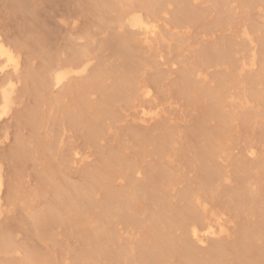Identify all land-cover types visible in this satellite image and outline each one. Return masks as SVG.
Returning <instances> with one entry per match:
<instances>
[{
    "label": "rangeland",
    "instance_id": "374dc122",
    "mask_svg": "<svg viewBox=\"0 0 264 264\" xmlns=\"http://www.w3.org/2000/svg\"><path fill=\"white\" fill-rule=\"evenodd\" d=\"M25 1L0 0V39L13 47L20 64L18 75L13 78L9 114L0 119L3 177L0 244L5 241L14 246H10L11 250L8 248L9 253L0 250V264L9 259L22 264L26 256L31 255L35 264L41 260H49V264H138L135 246L139 242L152 238L157 232L177 242L182 235L179 226L193 224L190 214L183 216L185 205L180 199L181 193L191 192V189L196 190V199L191 202L194 211L204 215L207 222H215L217 231L203 245L193 242L197 252L206 258L203 254L217 244L225 261L229 259L226 264H264V123L258 115L247 125L237 117L245 109L264 116L263 103L257 104L250 95L254 91L264 94V82L247 86L244 81L246 76H257L263 67V35L260 33L264 29V3L256 0L245 7L241 0H219L218 6L211 0L192 1L195 14L182 16L181 22L176 20L177 24L174 16L180 17L177 9L181 2L163 0V12L156 11V16L149 14L150 11L143 12L151 19L155 17L153 20L159 31L156 38L146 43L137 36L118 50L114 49V39L131 31L118 27L117 17L124 14V10L138 11V0H109L115 7L108 10L96 6L94 0ZM207 46L220 51L228 47V56L236 61L237 69L241 63L252 59V54L255 65L241 73L239 70L237 73L236 68L228 71L226 60L202 65L200 53ZM248 49L252 52L251 57ZM75 51H82L86 69L70 74L60 89H50L53 91L44 96L40 85L42 70L50 71L59 66L67 70L74 68V62H82L81 59L73 61ZM129 64L135 67L134 72L125 74ZM185 70L191 73L188 75L192 87H186L181 95L180 78ZM98 72L101 73V85L96 89L85 88L83 85ZM118 72L123 82L133 80L138 87L149 88L150 97L138 98L136 105L134 101L130 105L122 99L123 91L121 94L116 90L117 97L115 95L108 106L98 111L103 118H99L101 122L96 127L100 131L96 132L95 128V137L92 136L95 142L89 133L90 138L87 137L84 125L74 129L70 123L63 122L61 111L54 110L58 102L78 115L72 103L75 96L83 92L88 102L96 106L104 97L100 88L103 87V92L112 89ZM218 75L225 76L223 97L229 99L224 98L220 112H225L229 118L230 131L223 134L217 131L207 138L198 129L204 126L206 130H214L219 122L217 117L207 113L212 102L205 98V91L216 90ZM51 105L52 108L55 106L54 112ZM141 109L155 112L156 116L143 123L140 121ZM164 128L170 132L173 142L169 154L160 155L155 151L156 147L153 149V144L162 130L165 133ZM200 143H206L208 156L204 161H199L194 152ZM209 151H212L211 160ZM213 151H217L216 154ZM44 154L50 161H44ZM236 162H240V168H235ZM131 164L136 166L137 173L125 169ZM213 164L219 167L221 176L201 189L199 171ZM93 171L108 172L115 191H127L131 181L145 186V200L140 198L133 202L134 210L130 211L131 219L136 223L129 225L111 219L107 225L100 220L99 209L90 208L83 214L63 209L66 210L60 215L63 223L57 219L44 228L36 214L63 200L69 201L74 186L81 187L87 181L88 186L94 184L89 175L94 174ZM107 183L102 179L90 189L93 200L101 199V190ZM237 187L239 191L246 190L245 205L239 193L232 195ZM10 188L16 197L11 202ZM42 227L46 229L44 233L40 232ZM200 227L198 225V229ZM98 229L102 232L96 238ZM220 229H223L222 233ZM109 238L112 239L109 241ZM122 247L126 248L127 254L124 252L119 256ZM102 250L107 251L105 256L99 253ZM187 260L188 257L170 254L163 264ZM197 260L196 257V264Z\"/></svg>",
    "mask_w": 264,
    "mask_h": 264
},
{
    "label": "bare ground",
    "instance_id": "6f19581e",
    "mask_svg": "<svg viewBox=\"0 0 264 264\" xmlns=\"http://www.w3.org/2000/svg\"><path fill=\"white\" fill-rule=\"evenodd\" d=\"M175 1L176 2L180 1L181 2V6L179 7V9H177L178 13H179L178 15L180 17L178 18V16H174V19H175V21L177 20V21L181 22L180 19H182V16L185 17V16H188V14L189 15L195 14L194 10L191 8V6H192L191 3H192V1L193 2H197L199 0H175ZM241 1H242L241 2L242 5H244L246 7V6H250L256 0H241ZM260 1H262L264 3V0H260ZM25 2L27 3V0ZM93 2L95 3L96 6L102 8L103 10H108V9H111V8L115 7V5L109 0H94ZM137 2L140 3V7H139L138 11L135 10V11L126 12L125 10L124 11L122 10L125 13L120 15L119 17H117V22L119 24L118 27H120V28L123 27L124 29L128 28L127 31H131V32L123 34V36L114 39L115 43L112 40L113 43L116 44V45H114L116 48H114V46H113L114 49H118V50L119 49H123L130 41H133L137 36H139V38H141L144 42L150 43L153 39L156 38V36L159 33V31H157L158 27L156 26V21L153 20L155 17L153 19H151L146 14L143 15V12L145 11L144 13H146L147 11L148 12L150 11L149 14H154V15H155L156 11L157 12L159 11L158 13H161L160 11L163 12V10L161 8L163 0H138ZM210 2L214 3L213 5L218 6L217 2L219 3V0H211ZM28 3H30V2H28ZM179 22H177V24ZM262 30L263 31L260 34H262L263 36H262V40L261 39L260 40H261V45H262L261 53L263 55V57H262L263 58V60H262L263 61V67H261L262 69H261L260 73L257 76H248V77L246 76V78H244V81L248 83L247 86H249V85L253 86L254 83L256 85V82H260V83L264 82V29H262ZM259 31H260V29H259ZM109 44H111V43H109ZM11 48H13V47H11L10 44L8 45V43H6V42L4 43L3 40L0 39V80H1L0 81V119L2 117L7 116L9 114L10 105H11V99H12V93H13V89H14V81L13 80L16 78V77L14 78V76L18 75V71L20 69L19 60L14 55L15 53H13L14 49L12 50ZM228 50H229L228 47L225 48V50L223 49V51H220V49L218 50L215 47H208L207 46V47L203 48L201 53H200V56H201L202 62H203V63L201 62L202 65L211 63L212 61H214L215 63H220L222 60H224V61L226 60V63L228 65L227 66L228 71L233 69V68L238 67V66L235 67L234 63H236V61L232 60L231 58H229ZM247 52H249V49H248ZM250 53H252V52H249V55H250ZM74 55H75V59H73V61L78 60V59L82 60V57H84L82 51L81 52L75 51ZM249 57H251V55ZM251 58L252 59L247 61V63H244V62L241 63L240 62L241 63L240 65H239V63H237V65H239V69L236 68L237 69L236 70L237 73H238V70L240 71L239 73L243 72L244 69L247 68V67L248 68L249 67L253 68V66L255 65V62H254L255 61L254 60L255 56H253V54H252ZM84 59H85V57H84ZM84 59L82 60V62L76 61V62H78L77 65H76V62H74L75 63L74 64L75 65L74 68L75 69L71 66L72 68L70 70H67V69H65L66 67L64 69H62V68H60L61 66H59V68H57V69H53L52 68V70H50V71L47 69L48 73H47L46 69L42 70V77L40 78L42 84H40V85L42 86L41 87L42 88L41 91L43 92V95L45 96L49 92L53 91V90H50V89H55V90L56 89H60L64 85L65 81L68 79L70 74L73 75L74 73L75 74L80 73V72L82 73L86 69L85 66H84L85 62H83ZM145 61H147V60H145ZM145 61L143 63H145ZM80 63H81V65H80ZM66 64H68V63H66ZM146 64L148 65L149 63H146ZM68 67H69V65H68ZM134 68H133V65H130V66H128V69L125 70L126 72H124V71L123 72L125 74L130 73V72L133 71L132 69H134ZM181 73L182 74H181L180 81H181L182 85H181L179 91H180V93L182 95L183 93H185L186 87H192V86L189 85L191 83L190 82L191 81V77L189 76L191 73L189 74V72L187 70H185V71H183ZM122 75H124V74H122ZM27 76H29V71H28ZM100 76H101V73L98 72L97 75L93 79H91L90 82H88L87 84H85L83 86L85 88L96 89L98 86L101 85ZM218 76L219 77L215 79V81L217 83V86H215L216 90L215 91H209V92L205 91L206 92L205 98H208V100L209 101L211 100V102H212L211 109L210 110L208 109L209 112H207V113H209L210 115H212L215 118L217 117L216 119H218L219 122H218V124H217V126H216V128L214 130H212V129L206 130L204 128V126L200 127L199 129L196 127V129H198L200 134L206 136L207 138H210L211 136H213L214 133H217V131H219L220 134L221 133L223 134V133H226V132L230 131V128H228L229 118H227L224 115L225 112L224 113L220 112L222 103H224L225 99L228 98V97H223L225 95L224 92H225V88H226L225 87L226 85L224 83V82H226V81H224L225 80L224 79L225 76L224 77H222L223 75L222 76L218 75ZM125 77H126V75L123 76V78H125ZM189 78H190V80H189ZM234 80H236V79H234ZM123 81H124V79H122L121 75L118 72L117 76L115 77V80L113 81L114 83H112L113 84L112 89L110 88V90L107 89V91L103 92V90H104L103 87L100 88L99 92L100 93L102 92L104 97L102 99L100 98L101 101L96 106H94V105H92L91 103L88 102V100L86 99L87 96L86 97L84 96V95H86V94H84V92L82 93L83 95L81 94V95H78L77 97L75 96V98L73 100L74 102L72 104H73V108L77 109V111L79 112L78 115H75L76 113L72 114L71 112H69L68 109L63 108L64 107L63 104H61V106H60L58 104V102H56L57 103L56 108L54 106L55 109L52 108L53 104L51 105V108H52L51 110L53 112L56 109H58V111H61V116H62L63 122L66 121L67 123H70L71 124L70 126H72V128H74V129H79L80 126L82 127L84 125L86 127V129H87L86 131H88L87 132V137L90 138V137L95 135V128L98 127V125L100 124L99 122H101V120H99V118H101V116L98 114V111L101 110V108L108 106L110 104V102L113 100V98L115 97V95L117 97V94H115V92H117L116 90L121 91V94H122V91H123L122 99H124L126 101V102L124 101L126 104H127V102H128V104H130V102H133V101H134L133 104H135V102L137 101L138 98L147 99V98L150 97V90L146 86L138 87L139 85L137 83H135L136 84L135 85L133 83V80L132 81L130 80L131 82L129 81L127 83L123 82ZM237 81H235V83H237ZM28 83H29V81L27 82V84ZM239 83L237 85H240ZM230 85L233 86L234 83H232V84L230 83ZM258 85H259V83H258ZM135 86H137L138 88H136ZM27 88L29 89V85H28ZM194 89L196 91L195 87H194ZM227 89H228V87H227ZM83 90H84V88H83ZM201 90H202V88H201ZM251 90H252V88H251ZM69 91H70V89H69ZM75 91H76V89H75ZM119 91H118V94H119ZM232 92H233V90H232ZM194 94H196V92ZM75 95H76V93H75ZM250 95H251L252 99L254 98V101L257 104L263 103V105H264V94H261L260 91L258 93L254 91L252 94L250 93ZM197 96H198V91H197ZM59 98H60V96H59ZM242 98H244V97H242ZM61 101H62V99L61 100L59 99V102H61ZM261 105H259V106H261ZM245 110H246L245 112L243 111L244 113H241L239 116H237L238 119L242 122L243 125H245V124L247 125V123H249L252 119H254V117L256 115H258L259 119L262 120L261 122L264 123L263 122L264 116H262L259 112H251V111H249L251 109H249V110L245 109ZM32 112H33L32 115H34L36 113V112H34V110ZM73 112H75V111H73ZM140 114L142 116L140 118V121L143 122V123L144 122H148L150 120H153V118L156 116L155 112L152 113V111H145L144 109H141ZM229 117H231V116H229ZM102 118H103V116H102ZM230 119H232V117ZM36 121H37V119H36ZM262 125H264V124H262ZM260 127H261V125H260ZM96 129H97L96 132L100 131V130H98V128H96ZM227 129H229V130H227ZM164 130H165V133L162 130L161 135L157 136L159 138L156 141H154L155 145L153 144V149L156 147L155 151H157V153L160 154V155L161 154H165L166 152L170 151L171 143L173 142V141H171L172 140L171 139L172 136H171L170 132H166L167 131L166 128H164ZM261 131L262 130H260V132ZM88 133L91 135L90 137H89ZM144 138L147 139L146 136ZM93 139L94 138L92 137V140ZM259 139H261V138H259ZM93 141L95 142V139ZM151 141L153 142V140H151ZM263 141H264V139H263ZM201 143H200L199 146L197 144L196 148L194 146V148H195L194 152L196 153L195 156L196 157L198 156L200 158V159H198L199 161L200 160L204 161V157L206 155L208 156V154H207L206 146H205L206 143L205 144H201ZM22 147H23V145H22ZM22 147H20V149ZM139 150H140V148H139ZM213 152H214L213 154H216L215 152H217V151H213ZM209 153H210V151H209ZM211 153H212V151H211ZM211 153L209 154L210 160H211V156H210ZM168 154H169V152H168ZM250 154H253V153L250 152ZM74 155L77 156L78 154L75 152ZM44 156H45L44 157L45 158L44 161L45 160L46 161H50L46 157L45 154H44ZM109 162H110V160H109ZM209 164H211V162ZM240 165H241L240 162H236L235 163V168H240L239 167ZM201 168H202V166H201ZM125 169L128 172L132 171L134 173H137V171H138V169L136 168V166H134V164L133 165L132 164L128 165ZM56 171L58 172L57 169H56ZM93 173L94 174L89 173V175H91V178H92L94 184H91L90 186H88L87 185L88 181L87 182L84 181L86 183L85 185H82L81 187H75L74 186L72 188V197H70V200L68 199L69 201H64L63 200V202H58L57 204H55L54 206L48 208L47 210L45 209L46 211L43 210V212L41 211L40 213L36 214L37 218L40 219L39 221L42 222L44 228L47 226V223H50L51 221L53 222V221H56L58 219L59 222H60L61 221L60 219L62 217V216L60 217V215H61V212H62L63 209H69V211L71 210V211H75V212H78V213L79 212L80 213H82V212L86 213L88 211V209H90V208L99 209V211H98L99 212V218H100L101 221H104L107 225H109V223H111L110 222L111 219H113V220L114 219H116V220L118 219L120 221H123L125 224H129V225L131 223H136L135 221H132L131 216H130V211L132 212V210H134L133 206H132L133 202L134 203L138 202L140 200V198H141V200H145V198H146L145 186L142 185V184L137 183L136 181H131V182H129V185H128L129 188H128L127 191H115V190H113V188L110 185V183H111L110 182V175H108V172L102 171V172L95 173V171H93ZM148 173H149V171H148ZM199 173L200 174H198V176L200 175L199 177H201V180H202L201 181L202 182V186L200 185L201 189L204 188L205 186L209 185V184L212 185L213 179L215 181V178L219 179L220 176H221V170L219 169V167L217 165H214V164L212 166L210 165L209 168H205L203 170L201 169V172L199 171ZM52 176H53V174H52ZM151 176L153 177L152 174H151ZM102 179L103 180L105 179L108 183L106 184V187L105 188L103 187V189L101 190V199L99 201H95L91 197L90 189L91 188L94 189V186L99 184ZM169 181L172 182L171 179ZM166 184H167V181H166ZM168 184H167V186H169ZM2 186H3V177H2V171L0 169V216H1V213H2V197H1ZM10 190H11V188H10ZM233 192L234 193H232V195H234V196H236L239 193L238 196L241 198L242 204L245 205V203L247 201V197H246L247 195L245 196L246 190H240L239 191V188H238L237 191L233 190ZM195 193H196V190L192 191V189H191V192L189 190L188 191L185 190V192L183 194L181 193V195H180V199L185 205L182 214H183V216H186V214L187 215L190 214V216H192V218L194 220L193 224L191 226H189V227H186L185 225L179 226V229H180L182 235H181L180 238H178L177 242H175L174 240H169L167 238H164L163 235L161 233H159V232L154 234V236L152 238H149L146 241L144 239V241L139 242L135 246V249H136L135 251L137 252L136 258L138 260V262H137L138 264H163L164 261L166 260V258L170 254H172V255L175 254V256H179V257H188L187 262L186 261L185 262L178 261L179 264H196L195 263L196 262L195 261L196 257L198 258V260H197L198 264H226V261H228L229 259L225 261L226 258L224 257V254L220 252V248H221L220 245H217V244L214 245L212 247L211 251L203 254V255L207 256L206 258L204 256H201V254H199V252H197V249H196L194 243L199 244V245H203L205 243V240L208 237L215 236L217 234V231L215 229V225H216L215 222H207L205 217H204V215L194 211L191 202H192V200L196 199L195 198L196 196H194V195H196ZM14 194H15V192L13 193L12 190H11V193L8 196L9 200H10L9 202H11L13 200V198H16L14 196ZM70 195H71V193H70ZM218 198H220V197H218ZM231 200H233V199H231ZM142 204H143V202H142ZM162 210L164 211V209H161V211ZM63 211L65 213L66 210H63ZM255 213H256V211H255ZM259 216H261V213L259 214ZM197 224L201 226L200 229H198V225ZM43 227H42V229H43ZM105 228L106 227H104L103 230H105ZM42 229H41L40 232L43 231L42 233H44L46 229H43V230ZM101 232H102V229L97 231V233L95 234L94 237L98 238L100 236ZM219 232L222 233L223 229H220ZM42 233H40L41 236H43ZM0 236L2 238V234H0ZM5 238H6V236H5ZM111 239L112 238H109L108 240L110 241ZM1 241H2V239H1ZM4 242H3L2 245L0 244L1 245L0 246V250L2 252L9 253L10 250H11L10 249V246H11L10 242H9V244H8V242L6 244ZM12 245H13V243H12ZM241 245L244 246V243H242ZM11 247H14V246H11ZM8 248L10 250H8ZM120 249H119L120 250L119 251V256L122 253L126 252V248L125 247L124 248L122 247ZM133 251H134V247H133ZM262 251L263 250H261L260 252H262ZM99 253H101L102 255L105 256L107 251L102 250ZM27 254H29V252ZM126 254H127V252H126ZM83 255H85V254H83ZM189 255H191L192 257L191 256L189 257ZM31 256H26L27 258L24 259L25 262L22 263V264H35L36 262L34 263L33 257H31ZM43 256H44V254H43ZM230 260H232V259L230 258ZM232 262H233V260H232ZM49 263H50L49 260H44V261L41 260L40 262H37V264H49ZM2 264H16V262L9 259V260L3 261Z\"/></svg>",
    "mask_w": 264,
    "mask_h": 264
}]
</instances>
